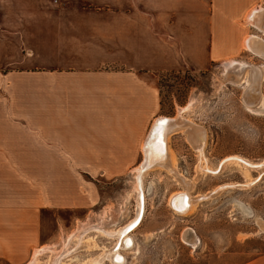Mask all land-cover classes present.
Segmentation results:
<instances>
[{
	"label": "crops",
	"instance_id": "1",
	"mask_svg": "<svg viewBox=\"0 0 264 264\" xmlns=\"http://www.w3.org/2000/svg\"><path fill=\"white\" fill-rule=\"evenodd\" d=\"M249 34L264 37V0H0V243H32L46 208L95 204L90 165H172L170 124L148 142L161 95L144 71L239 60L264 40Z\"/></svg>",
	"mask_w": 264,
	"mask_h": 264
},
{
	"label": "rangeland",
	"instance_id": "2",
	"mask_svg": "<svg viewBox=\"0 0 264 264\" xmlns=\"http://www.w3.org/2000/svg\"><path fill=\"white\" fill-rule=\"evenodd\" d=\"M250 35L260 36L249 34L245 38ZM230 60L236 59L226 61ZM236 61L244 62L232 73L239 80L236 84L225 77L224 62L206 69L144 71L159 86L161 95V111L153 126L159 118L183 117L187 123L203 129L205 159L214 167L234 156L253 163L264 162V115L253 114L246 105L258 106L264 98L261 68L264 59L246 49ZM248 69L257 76L255 91L259 92L256 101L250 104L242 80ZM195 102L192 111H182ZM168 143L173 156L171 168L184 179L195 181L187 188L194 205L189 213L175 212L171 203L177 193L186 191L184 182L167 165L146 170L141 221L120 242L121 260L111 257L106 264H246L264 256V230L258 223L264 222V167L253 169L231 162L218 175L202 174L201 157L187 128H176ZM143 161L90 165L94 176L87 174V177L95 183L97 202L90 207L44 209L40 227L33 220L32 243L24 242L23 229L9 236L15 242L0 243V264H32L36 250L43 247L63 252L66 245L68 248L78 243L72 236L85 223L94 227L84 232L85 241H94L97 247L71 250L61 258V264H91L105 251L110 253L119 242L118 237L104 236L97 227L114 217L115 228L119 230L135 218L138 206L134 169ZM63 166L64 182L74 183L68 165ZM223 185L227 187L218 190ZM16 224L22 226L23 222ZM189 228L199 238L196 246L186 240ZM112 252L110 255L114 256ZM50 253L39 256V262L34 264H50Z\"/></svg>",
	"mask_w": 264,
	"mask_h": 264
},
{
	"label": "bare ground",
	"instance_id": "3",
	"mask_svg": "<svg viewBox=\"0 0 264 264\" xmlns=\"http://www.w3.org/2000/svg\"><path fill=\"white\" fill-rule=\"evenodd\" d=\"M246 42H247L246 46H247V48L250 51H252L253 53L257 54V56L259 55V56L264 58V40L260 39L259 37L251 36V37H249L247 39ZM239 64L242 65V64H244V62H227V63L224 64V67H225L224 75L233 84H236V83L239 82V80L237 79L236 74H232V73L235 72V68ZM261 68H262V71H263L262 75H263V79H264V64L261 65ZM248 70L249 71H246V73H245L246 76L242 77L243 78L242 80H244L245 83H246V87H247L248 91H247L245 97H246V100L250 104V103H253L252 101H254V102L256 101V97L259 96L258 95L259 92L255 91V86H256V83H257L256 82L257 81V76L254 74L252 69H248ZM188 105H190V106L185 108V109L183 107L182 111H184V113H185V111H192L193 107H195L197 105V103L195 102V103H191V104H188ZM246 105H247V108L250 111L253 112V114L256 113V114H260L261 116L264 115V98H262V100L260 99V104L258 106H250V105H248V103H246ZM161 120H163L165 124H168V125L170 124L169 126L171 127L172 131H174L176 128H187V131L190 133V138H191V142L193 144V147H194V149H196L198 151L199 156L201 157L200 158L201 159V164L199 165V170H200V172L202 174L218 175V173H220L223 170L224 165L226 163H231V162H234V163H237V164L241 163L244 166H246L248 168H253V169L254 168L262 169L264 167V162H262V163H253V162H251L249 160H246V159H243V158H240V157H236V156L230 157L228 159H225L224 161L221 162V164L219 166L214 167V166L211 165V163H209L205 159V155H204L205 133H204L203 129L196 128L197 125H193V123H191V122L187 123L186 119H184L183 117L175 118V119L174 118L173 119H170V118L169 119H162L161 118ZM161 120L159 118V120H157L156 124L152 127L153 129H151V134H150L148 142L150 141L152 133L154 132V130L158 126L159 121H161ZM186 125H191V126L187 127ZM193 128H194V130H193ZM159 138L160 139H159L158 146H157V147H159L158 151L160 153H164L163 148L165 146H167V141L165 140V133H160V137ZM153 153H154V151H153ZM144 155H145V153H144ZM166 155H167V152H166ZM163 157H164V154H163ZM161 158H162V155H161L160 159ZM152 160H154V159H152ZM160 162H161V160H160ZM163 164H165V163L163 162ZM166 167H168L173 174H176L177 179L179 181H182V184L184 182V184H185L184 186L186 188L185 192L182 191L181 194L177 193L178 195L176 194L175 197H174V195L172 196V197H174V199L173 200L171 199L172 200L171 205H172V207H174L175 212H177L179 214L189 213L188 210L192 207V204H193L192 203V199L193 198L191 199V197L189 195L190 192L188 193V191H187L188 189L187 188L189 186H192L195 183V181L191 182V181H188V180L184 179L182 176H180L179 174L176 173V171H175L176 169L174 170L168 164H167ZM149 168H150V166L143 165V166H139V167H137L135 169L137 174L134 176V180L136 182V193H137L136 194V197H137L136 200H137V206H138L135 218L127 226H125V227H123V228H121L119 230H116L117 227L115 228V221H114L115 218L114 217L111 218L110 220H105V221L100 222L98 227H97L98 231H100L101 234H104V236H107V237L117 236L118 237L119 242L117 243V245L113 249H111V251H109L111 253L112 250H113L112 253H114V256L110 255V253H108V252H106L104 250L105 251L104 254H102L101 257L99 256L98 259L93 260L91 262V264H106L107 263L106 261H108V259H110L111 257H112V259H115V260H118V261L121 260V255L119 254V252H120V250H119L120 249V242H123L122 240L124 238H126L127 235L129 233H131V231L140 223L142 215H143V207H144V205H143L144 196H143V192H142L143 180H144L143 174ZM234 186H236V185H234ZM226 187H227L226 185H223L218 190L224 189ZM199 198H201V197H199ZM194 199H195V197H194ZM258 223H259L261 229L264 230V222L260 223V221H258ZM89 224L90 223H85V224H80L79 225V228L77 229V231L72 236L74 239H76L78 241V243L75 244L73 247L70 246V247L67 248V245H66L64 250H63V252L62 251L61 252L60 251L56 252L55 249H53V247L40 248V249L36 250V252L34 254V261L32 262V264H34L36 262H39V256L43 255L45 252H48V251H50L51 252L50 254H52V258H51L50 264H61V258H63L66 254L71 253V250L75 251V250L80 249L82 247L86 248V246L87 247L96 248L97 244L94 241H93V243L89 242V241L88 242L85 241V233L84 232H87V231H90V230L92 231L91 228H94L93 226H91ZM186 234L188 236V237L186 236V240L189 243H191L193 246H196L198 244V239L199 238L196 235V233L194 232V230L189 228L186 231ZM69 242H70V240H69ZM124 245H126V244H124Z\"/></svg>",
	"mask_w": 264,
	"mask_h": 264
}]
</instances>
